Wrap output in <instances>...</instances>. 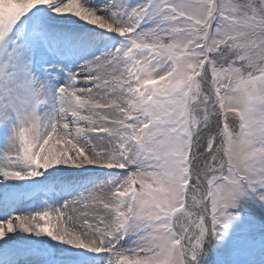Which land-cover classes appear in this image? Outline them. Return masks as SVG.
Listing matches in <instances>:
<instances>
[{"label":"snow or ice","instance_id":"snow-or-ice-1","mask_svg":"<svg viewBox=\"0 0 264 264\" xmlns=\"http://www.w3.org/2000/svg\"><path fill=\"white\" fill-rule=\"evenodd\" d=\"M0 264H264V0H0Z\"/></svg>","mask_w":264,"mask_h":264}]
</instances>
